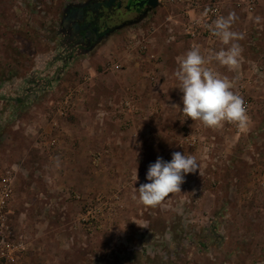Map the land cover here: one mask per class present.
<instances>
[{
    "label": "rangeland",
    "instance_id": "obj_1",
    "mask_svg": "<svg viewBox=\"0 0 264 264\" xmlns=\"http://www.w3.org/2000/svg\"><path fill=\"white\" fill-rule=\"evenodd\" d=\"M66 2L0 0V95L8 98L0 101V172L11 169L15 175L10 217L31 241L19 264H264V101L255 104L245 88L244 97L253 102L248 115L254 111L256 119L251 129L232 124L239 138L234 146L222 147L215 138L204 145L198 132L192 134L198 144L189 145L185 131L194 129L183 119L179 147H128L133 154L126 153L121 167L103 163L114 150L109 144L99 152L60 147L59 134L54 132L59 142L53 145L54 135L45 132L36 145L20 122L15 129L13 112L18 107L29 113L32 107L16 89L29 91L37 76L43 80L27 95L49 99L65 75L60 70L69 52L62 30ZM247 65L252 83L264 77V64ZM45 66L53 74L46 75ZM53 75L54 87L41 86ZM177 151L194 155L200 172L187 174L181 192L158 206L133 199L149 182V165L158 157L170 162Z\"/></svg>",
    "mask_w": 264,
    "mask_h": 264
},
{
    "label": "crops",
    "instance_id": "obj_2",
    "mask_svg": "<svg viewBox=\"0 0 264 264\" xmlns=\"http://www.w3.org/2000/svg\"><path fill=\"white\" fill-rule=\"evenodd\" d=\"M205 1H220L226 17L234 14L231 30L243 37L236 41L243 49L237 69L229 70L215 60H212L209 66L234 81V91L243 86L245 93L254 98L255 104H262L264 77L259 76L256 83H252L248 75L253 72L250 71L247 63L255 61L260 65L264 64V0L258 1L253 13H248L243 7H236L234 0ZM89 2L90 0H67L64 11L70 7L87 5ZM105 2L108 4V0H100L102 5H105ZM199 13V10L192 12L189 10L187 0L178 2L159 0L157 8L147 13L144 11L141 15L131 18V22L126 20L127 22L115 27L98 44L100 46L96 47L94 54L89 51L80 54L76 51L72 52L73 46L66 43L69 52L65 54L67 60L60 70L61 74L63 75L62 72H64L65 75L61 83L56 85L55 93L49 95V99L38 101L27 95L29 93L32 96L30 93L32 89L35 90L37 82L43 80L37 76L34 77L35 82L32 81L28 85L29 91L23 92L22 87L16 89V93L20 91V96L32 107L29 113L18 107L17 111L13 112L16 116L15 129H18L17 123L20 122L22 133L28 134L30 142L36 145L37 139L40 140V134L45 132L52 134L57 132L60 147H98L99 152L107 147L106 144H109L114 150L109 157L104 158L103 163L111 168L121 167L124 161L128 160L126 153L133 154V147L157 146L158 144L162 147H179L177 142L181 141L180 137L186 128L184 129L182 125L184 119L182 114L183 93L178 88L179 82L174 76L177 68L176 58L183 56L192 47L190 40L182 32V24L188 20L189 14L196 16ZM168 19H171V22ZM63 20L64 17L62 24ZM167 26H172L177 31L178 40L174 43L167 42ZM135 36L142 39L148 37L151 41L148 52H141L137 45L131 44V38ZM196 44L200 46L202 54L206 57L227 47L219 39L211 41L208 38H202L198 39ZM114 62L121 63L124 69L111 70L110 66ZM42 68L46 70L44 72L46 75L53 74V67ZM86 74L91 75L93 79L92 93L79 99L72 115L61 119V129L54 130L49 124L48 113L51 110L49 100L52 96H59L61 92L64 93L68 88L76 86L81 77ZM151 75L158 77L160 85L152 82ZM54 80L53 75L50 83L49 80L44 81L41 86L54 87ZM31 85H34L35 89ZM133 93L140 98L141 113L135 117L132 116L131 119H126L123 114L119 113L118 106L124 98ZM3 98L0 95V101L5 103L8 98L4 100ZM19 101L23 100L19 99ZM48 102H50L49 107H47ZM43 103H46L45 108H42ZM17 104H19L18 100ZM249 117L250 122L256 119L254 111ZM189 127L201 135V142L204 145L212 143L214 138L220 142L222 147H227L229 142L231 147L235 142H239V138L233 136L235 130L230 123H225L219 128H210L191 119ZM247 128H253L252 124L250 123ZM166 137L170 141L165 142ZM92 151L96 152V148ZM24 258L25 256L19 262H22Z\"/></svg>",
    "mask_w": 264,
    "mask_h": 264
},
{
    "label": "clouds",
    "instance_id": "obj_3",
    "mask_svg": "<svg viewBox=\"0 0 264 264\" xmlns=\"http://www.w3.org/2000/svg\"><path fill=\"white\" fill-rule=\"evenodd\" d=\"M233 22L234 14H230L228 17L220 16L208 25L212 35L226 48L206 57L200 46L193 44L183 56L176 58L174 76L183 93L182 114L205 127L219 128L230 123L244 130L250 124L245 101L233 90L234 81L209 66L215 60L229 70L239 67L243 49L236 41L243 37L231 30ZM198 170L200 172V163L191 154L173 152L170 162L158 157L155 163L149 165L146 175L149 182L137 188L138 197L134 195L133 199L144 206H158L173 194L181 192L185 176ZM134 178L138 180L137 173Z\"/></svg>",
    "mask_w": 264,
    "mask_h": 264
},
{
    "label": "built area",
    "instance_id": "obj_4",
    "mask_svg": "<svg viewBox=\"0 0 264 264\" xmlns=\"http://www.w3.org/2000/svg\"><path fill=\"white\" fill-rule=\"evenodd\" d=\"M170 2H178L182 0H169ZM236 7H243L247 11H253L255 9L256 0H234ZM189 10L200 11L196 16L189 14V18L182 24L183 34L190 40L191 46L197 43L198 39L208 38L211 41H215L218 38L213 36L208 28V25L212 24L218 17L224 16V9L220 1L205 0H187ZM171 22V19H168ZM168 30V43H174L178 40L177 31L172 26H167ZM131 44L133 43L139 47L141 52H148L150 50L151 41L147 38L132 37ZM111 70L121 71L124 66L119 62H114L110 66ZM92 77L86 74L81 77L76 86L68 88L60 97L56 100H52L50 110V121L53 128H59L60 120L67 118L77 106L79 99H83L86 94H90L92 91ZM151 80L155 85H160L158 77L151 75ZM54 84V82H53ZM243 86H240L235 92L239 93L246 104L247 113L253 108V102L243 95ZM119 107V113L123 114L126 119L137 114H140V98L137 94L133 93L124 98ZM185 121H191V118L184 116ZM58 126V127H56ZM186 142L189 145L195 146L199 142V137L193 136L197 131H185ZM193 134V135H192ZM54 135V134H53ZM58 136L54 135L51 139V143L54 145L58 143ZM15 194V175L11 169L0 172V264H18L19 260L30 249L31 241L28 235L22 231L17 230L10 217V205Z\"/></svg>",
    "mask_w": 264,
    "mask_h": 264
},
{
    "label": "flooded vegetation",
    "instance_id": "obj_5",
    "mask_svg": "<svg viewBox=\"0 0 264 264\" xmlns=\"http://www.w3.org/2000/svg\"><path fill=\"white\" fill-rule=\"evenodd\" d=\"M137 3L136 0L124 4L108 0L109 5L105 6L100 4V0H90L87 5L67 8L62 27L67 43L73 46L76 52H90L108 33L120 26L121 23L117 22L124 23L146 10L145 6H139Z\"/></svg>",
    "mask_w": 264,
    "mask_h": 264
},
{
    "label": "water",
    "instance_id": "obj_6",
    "mask_svg": "<svg viewBox=\"0 0 264 264\" xmlns=\"http://www.w3.org/2000/svg\"><path fill=\"white\" fill-rule=\"evenodd\" d=\"M133 0H119V2H132ZM139 6H145L147 13L151 9H155L159 6V0H136ZM105 5H108L107 2L104 3Z\"/></svg>",
    "mask_w": 264,
    "mask_h": 264
}]
</instances>
